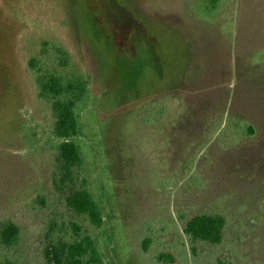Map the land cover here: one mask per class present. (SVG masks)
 <instances>
[{
    "label": "rangeland",
    "instance_id": "obj_1",
    "mask_svg": "<svg viewBox=\"0 0 264 264\" xmlns=\"http://www.w3.org/2000/svg\"><path fill=\"white\" fill-rule=\"evenodd\" d=\"M201 1L0 0V227L21 229L0 261L47 264L50 237L88 234L105 264H264V0ZM43 72L88 81L75 187L100 228L55 187ZM200 213L225 216L220 243L184 231Z\"/></svg>",
    "mask_w": 264,
    "mask_h": 264
},
{
    "label": "trees",
    "instance_id": "obj_2",
    "mask_svg": "<svg viewBox=\"0 0 264 264\" xmlns=\"http://www.w3.org/2000/svg\"><path fill=\"white\" fill-rule=\"evenodd\" d=\"M207 12L215 10L220 0H202ZM61 54V64L67 65L69 53L67 50L56 47ZM35 66L36 62L32 61ZM37 83L40 88V97L50 101L55 117L53 131L60 139L56 158L57 172L54 184L58 191L65 193L67 206L79 215H86L90 223L100 228L104 223V216L100 205L93 197L86 177L77 182L76 170L81 168L85 159L80 145L75 141L78 133V117L76 106L83 99L88 89V81L82 74H72L64 77L54 72L38 74ZM254 132L250 127V134ZM56 226V225H55ZM226 226L224 215L215 213H200L192 216L185 224L184 231L192 240H205L220 243ZM73 228L80 226L73 223ZM21 237L20 227L13 221H6L0 227V245L12 247L19 244ZM47 264H105L97 240L91 235H78L73 240L48 239L43 248ZM158 259L164 263H173L174 256L163 252ZM0 264H20L12 259H4Z\"/></svg>",
    "mask_w": 264,
    "mask_h": 264
}]
</instances>
